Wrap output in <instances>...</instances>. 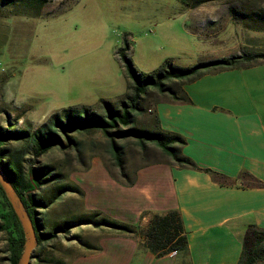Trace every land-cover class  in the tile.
<instances>
[{"label": "rangeland", "instance_id": "1", "mask_svg": "<svg viewBox=\"0 0 264 264\" xmlns=\"http://www.w3.org/2000/svg\"><path fill=\"white\" fill-rule=\"evenodd\" d=\"M29 1L0 0L1 129L32 131L68 106L101 113L100 99L117 104L128 92L129 79L117 54L124 45L133 67L143 72L166 59L188 67L242 50L264 51V24L248 28L230 14V7L264 14V0H207L195 7L178 0H39L38 7L26 5ZM134 125H151L146 111ZM74 136L79 150L53 147L35 160L29 152L23 156L24 165H49L51 173L60 175L37 189L36 197L47 201L59 184L76 189L65 188L45 209L37 210L41 230L55 236L35 244L29 264H73L78 254L83 257L80 264L109 262L104 247L100 254L93 250L104 234L100 231L113 229L76 220H113L107 216L108 190L125 185L99 131ZM119 142L128 177L145 164L168 160L152 144L142 152L131 138ZM0 264H9L1 231ZM255 264H264V259Z\"/></svg>", "mask_w": 264, "mask_h": 264}, {"label": "crops", "instance_id": "2", "mask_svg": "<svg viewBox=\"0 0 264 264\" xmlns=\"http://www.w3.org/2000/svg\"><path fill=\"white\" fill-rule=\"evenodd\" d=\"M180 86L185 100L151 91L146 112L182 137L181 151L193 165L168 159L139 167L133 184L111 186L106 209L109 218L137 227L152 213L177 210L187 255L155 257L137 238L104 229L93 251L104 247L108 264H236L247 225L264 228V61L206 72Z\"/></svg>", "mask_w": 264, "mask_h": 264}, {"label": "trees", "instance_id": "3", "mask_svg": "<svg viewBox=\"0 0 264 264\" xmlns=\"http://www.w3.org/2000/svg\"><path fill=\"white\" fill-rule=\"evenodd\" d=\"M15 0H1L14 4ZM30 0L26 5L38 7L39 0ZM185 6L195 7L207 0H178ZM230 14L248 28H259L264 24V14L258 11H240L230 7ZM253 24H250L252 23ZM129 47L124 45L117 54L123 62L129 79L128 92L117 99V104L105 99L98 101L102 112H96L87 106H68L51 113L48 118L32 131L24 129L0 128V169L11 185L14 194L31 220L36 236V245L55 236L53 232L41 230L42 223L36 216L37 210L45 209L51 199L54 200L65 188L76 190L67 184L55 186V191L47 201L36 197L35 191L50 183L59 173H51L49 165H24V154L37 158L49 149L61 150L73 147L79 150L80 141L74 134L99 131L106 140V151L112 163L120 173L122 184L129 186L134 176L128 177L124 169L123 149L120 140L131 138L138 148L145 152L148 144L158 148L168 157L169 163L182 166L193 165L181 151L183 139L179 134L160 129L154 119L151 125H134L136 117L146 111L151 99V91L166 94L171 100H185L181 92L184 81L196 78L206 72L224 68L241 67L258 61H264V51H244L215 59H204L188 67H179L166 59L162 65L143 72L135 69L127 56ZM15 141L18 144L10 148L5 143ZM166 161V160H165ZM115 180V177H113ZM67 190V189H66ZM79 223H92L105 226L118 232L137 238L139 248L148 250L155 257L175 252L182 259L187 255V238L181 217L177 210L169 209L162 213H152L143 227L100 218H80ZM75 222V221H73ZM76 222V223H78ZM74 223V224H76ZM55 230V229H54ZM0 231L5 237V253L9 264H18L23 248L24 233L12 206L0 186ZM264 259V228L249 224L241 238V250L236 264H255ZM60 264V262H57ZM35 264H39L36 262Z\"/></svg>", "mask_w": 264, "mask_h": 264}, {"label": "water", "instance_id": "4", "mask_svg": "<svg viewBox=\"0 0 264 264\" xmlns=\"http://www.w3.org/2000/svg\"><path fill=\"white\" fill-rule=\"evenodd\" d=\"M0 186L9 200L14 213L16 214L24 233L23 248L19 256L18 264H29L30 254L36 244V236L30 218L14 191L0 169ZM18 203V206L16 205Z\"/></svg>", "mask_w": 264, "mask_h": 264}]
</instances>
